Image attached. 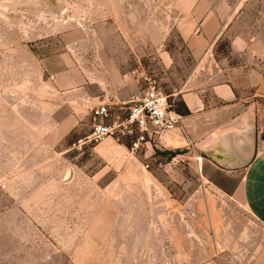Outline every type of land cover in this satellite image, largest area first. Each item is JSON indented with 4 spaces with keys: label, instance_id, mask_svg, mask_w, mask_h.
<instances>
[{
    "label": "rangeland",
    "instance_id": "374dc122",
    "mask_svg": "<svg viewBox=\"0 0 264 264\" xmlns=\"http://www.w3.org/2000/svg\"><path fill=\"white\" fill-rule=\"evenodd\" d=\"M185 8L0 0V264L238 262L256 251L232 181L197 146H144L133 159L112 140H84L102 96L155 87L184 113L177 94L198 65L180 36ZM228 45L221 37L213 54L223 68L239 64Z\"/></svg>",
    "mask_w": 264,
    "mask_h": 264
},
{
    "label": "crops",
    "instance_id": "0c3cea01",
    "mask_svg": "<svg viewBox=\"0 0 264 264\" xmlns=\"http://www.w3.org/2000/svg\"><path fill=\"white\" fill-rule=\"evenodd\" d=\"M181 5L186 8L179 11L180 36L198 62L177 94L188 114L181 115L180 129L146 146L203 150L211 166L232 181L229 199L255 225L259 242L251 257L237 262L226 253L211 254L198 264H264V0H181ZM223 36L239 62L228 68L213 57ZM130 94H112L111 101H127ZM234 133L241 136L232 139Z\"/></svg>",
    "mask_w": 264,
    "mask_h": 264
},
{
    "label": "built area",
    "instance_id": "2783aa9c",
    "mask_svg": "<svg viewBox=\"0 0 264 264\" xmlns=\"http://www.w3.org/2000/svg\"><path fill=\"white\" fill-rule=\"evenodd\" d=\"M173 98L150 87L142 94L131 95L124 102L100 101L91 111V132L84 140L95 143L112 140L124 145V139L130 137L131 142L126 149L135 156L151 141L181 128V115ZM122 111L124 113L120 115Z\"/></svg>",
    "mask_w": 264,
    "mask_h": 264
},
{
    "label": "water",
    "instance_id": "95a60500",
    "mask_svg": "<svg viewBox=\"0 0 264 264\" xmlns=\"http://www.w3.org/2000/svg\"><path fill=\"white\" fill-rule=\"evenodd\" d=\"M230 136L233 139V138H238L239 136H241V134L234 133V134H231ZM261 138L264 139V134L261 136ZM254 142H255V140H254V138H252V146H254L253 145Z\"/></svg>",
    "mask_w": 264,
    "mask_h": 264
},
{
    "label": "trees",
    "instance_id": "16d2710c",
    "mask_svg": "<svg viewBox=\"0 0 264 264\" xmlns=\"http://www.w3.org/2000/svg\"><path fill=\"white\" fill-rule=\"evenodd\" d=\"M187 114H188V111L186 109L184 110V113L183 114L180 113V115H187Z\"/></svg>",
    "mask_w": 264,
    "mask_h": 264
}]
</instances>
